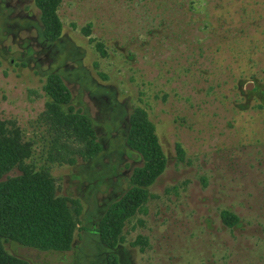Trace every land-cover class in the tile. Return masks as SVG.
Here are the masks:
<instances>
[{
    "label": "rangeland",
    "instance_id": "rangeland-1",
    "mask_svg": "<svg viewBox=\"0 0 264 264\" xmlns=\"http://www.w3.org/2000/svg\"><path fill=\"white\" fill-rule=\"evenodd\" d=\"M59 14L62 35L49 41L34 0H0V119L82 211L69 250L7 241V251L31 264H106L95 226L142 163L126 143L140 106L168 161L124 227L121 264H264V0H63ZM89 23L105 56L81 30ZM51 72L92 119L102 150L89 160L46 161ZM223 210L239 221L228 226Z\"/></svg>",
    "mask_w": 264,
    "mask_h": 264
},
{
    "label": "trees",
    "instance_id": "trees-1",
    "mask_svg": "<svg viewBox=\"0 0 264 264\" xmlns=\"http://www.w3.org/2000/svg\"><path fill=\"white\" fill-rule=\"evenodd\" d=\"M63 0H34L40 10L43 37L53 41L63 32L59 8ZM92 24L81 30L91 35ZM101 56L107 54L105 43L89 37ZM47 96L42 120L50 131L46 161L75 164L78 158L89 160L102 144L88 113L72 104V93L57 72L47 75L43 85ZM126 143L142 157L133 168L129 186L111 202L96 222L95 231L109 248L106 264H121L114 252L125 241L124 227L138 212L145 211L149 187L165 171L167 155L156 132V126L143 107L133 109L129 117ZM33 143L25 138L19 126L0 119V264H31L11 254L4 243L15 241L41 250H69L78 227L82 205L78 198L56 193L55 178L48 167H39L33 157ZM180 160L185 150L176 143ZM14 169L19 173L10 175ZM222 219L233 226L239 217L222 211Z\"/></svg>",
    "mask_w": 264,
    "mask_h": 264
}]
</instances>
